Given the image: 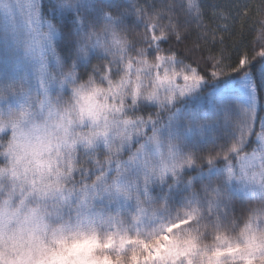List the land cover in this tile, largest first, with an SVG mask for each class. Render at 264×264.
Masks as SVG:
<instances>
[{
	"label": "snow or ice",
	"instance_id": "obj_1",
	"mask_svg": "<svg viewBox=\"0 0 264 264\" xmlns=\"http://www.w3.org/2000/svg\"><path fill=\"white\" fill-rule=\"evenodd\" d=\"M0 117V173L16 177L24 125L34 159L63 147L64 169L36 187L59 193L57 214L94 227L129 202L176 246L198 251L201 223L211 224L200 264H264V208L253 203L264 201V4L0 0ZM11 218L0 208V229ZM241 218L234 240L222 229ZM180 229L192 233L186 244ZM114 259L194 264L192 252L147 243Z\"/></svg>",
	"mask_w": 264,
	"mask_h": 264
},
{
	"label": "clouds",
	"instance_id": "obj_2",
	"mask_svg": "<svg viewBox=\"0 0 264 264\" xmlns=\"http://www.w3.org/2000/svg\"><path fill=\"white\" fill-rule=\"evenodd\" d=\"M49 123L53 135L62 134L51 119ZM34 139L33 127L22 126L17 137L21 145L17 175L12 178L10 172L0 173V208L12 217L6 228L0 229V264H79L78 258L86 254L113 259L122 255L127 259L133 250L142 252L144 243H168L163 237L154 238L151 229L140 231L120 223L104 226L98 220L94 227H89L74 215L57 214L53 200L59 193L38 195L36 187L54 182L55 173L64 169V149L54 147L37 160L23 149L25 143ZM49 170L52 175L45 178L43 174ZM174 235L186 244L192 233L180 229ZM97 264H101L99 259Z\"/></svg>",
	"mask_w": 264,
	"mask_h": 264
},
{
	"label": "rangeland",
	"instance_id": "obj_3",
	"mask_svg": "<svg viewBox=\"0 0 264 264\" xmlns=\"http://www.w3.org/2000/svg\"><path fill=\"white\" fill-rule=\"evenodd\" d=\"M2 135V133H0ZM134 211V205L130 204L129 202H123L122 204H118L116 207V213L111 218L104 217L103 222H100V218H98V221L104 225L109 226L115 223H120L121 226H130L136 230L144 231V230H150L152 227V224L154 222V218L149 216L147 218H143L138 220L136 216L132 214ZM257 232L261 235H264V223L261 225V222L257 226ZM165 241H168V237L163 238ZM234 240L239 239V234L236 235ZM201 244V243H200ZM202 247L197 251L194 250V245H185V246H176L169 243H160L159 241L157 244L152 245L153 248H155L157 254H163L168 255L170 257H178L180 255H187L189 252H192L193 258H194V264H200L201 254L204 251L203 246H207L208 249H211L212 244H201ZM147 247V246H146ZM101 261V264H119V261L116 259H113L110 256H104L102 258H96L92 256L91 254H86L83 257H79L78 261L79 264H97V260ZM138 259V258H137ZM132 264H136V260L134 259L132 261Z\"/></svg>",
	"mask_w": 264,
	"mask_h": 264
},
{
	"label": "trees",
	"instance_id": "obj_4",
	"mask_svg": "<svg viewBox=\"0 0 264 264\" xmlns=\"http://www.w3.org/2000/svg\"><path fill=\"white\" fill-rule=\"evenodd\" d=\"M224 3H240V2H248L251 3L257 7H259L261 4H264V0H223ZM224 21H221V24L223 25ZM220 36H227V33H218L217 38L219 39ZM239 37L237 35H233L231 39H226L225 41V47L226 51L231 52L232 51V45L234 42L238 41ZM220 47V46H218ZM259 51V49H257ZM235 66V65H233ZM254 205L258 208H264V201H254ZM180 210V209H178ZM163 219V218H162ZM231 220V217L229 218ZM246 220L241 218L237 222H225L224 228L222 231H227L228 234L234 238L236 235L240 234V232L244 229L245 227ZM264 222H261V225ZM207 233V235H205ZM215 234V229L212 227L211 224H208L207 221H202L201 226L198 230V238L201 241V244L204 241H207L206 244H212L213 243V237Z\"/></svg>",
	"mask_w": 264,
	"mask_h": 264
}]
</instances>
